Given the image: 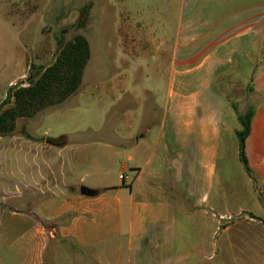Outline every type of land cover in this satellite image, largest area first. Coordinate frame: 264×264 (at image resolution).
<instances>
[{
	"label": "crops",
	"instance_id": "0c3cea01",
	"mask_svg": "<svg viewBox=\"0 0 264 264\" xmlns=\"http://www.w3.org/2000/svg\"><path fill=\"white\" fill-rule=\"evenodd\" d=\"M142 1L111 0L107 51L114 73L85 82L82 93L114 91L103 115L122 102L111 133L99 120L81 121L71 132L27 139L38 148L17 171L28 180L26 191L17 183L13 195L44 224L34 227L27 264H211L212 236L227 219L224 211L211 212L221 210L222 198L227 206L225 186L217 187L219 165L228 150L235 153L242 128L216 85L229 72L247 84L253 78V92L262 95L246 156L264 188V0H166L177 2L176 20L168 23L166 7L152 29L144 16L152 4L144 8ZM124 61L132 72H117ZM226 127L233 145L224 149ZM85 130L104 139H89ZM237 148L239 158V142Z\"/></svg>",
	"mask_w": 264,
	"mask_h": 264
},
{
	"label": "rangeland",
	"instance_id": "374dc122",
	"mask_svg": "<svg viewBox=\"0 0 264 264\" xmlns=\"http://www.w3.org/2000/svg\"><path fill=\"white\" fill-rule=\"evenodd\" d=\"M146 4H152L150 12L144 11V16L149 15V29L153 28V24L158 26L165 15L162 10L166 7L170 9L166 14L168 23L173 24L176 20L177 2L171 4V1L166 0H143L144 8ZM110 6L111 0H0V104L10 92L11 86L19 81L26 83L29 74L35 72L33 64L45 67L54 62L59 51V39L68 42L81 34L91 45V56L76 94L53 111V108H46L32 117L20 118L14 132H0V187L4 188L0 189V193L5 194L4 199H0V263L27 264L30 257L28 246L35 244L33 235L37 236L34 227L44 225L43 220H37L36 223L32 221L34 217L29 212L33 207L31 204L13 195L17 183L26 191L24 185L28 180L19 176L17 171L27 168L28 157L32 155L30 151L38 148L27 139L38 142L44 140L46 133L71 132L80 127L75 123L81 121L95 123L99 120L107 133H111V124L118 120L121 101L113 111L103 115V109L115 101L114 91L108 95L101 91L82 94L88 86L85 82L93 79L89 84L91 86L102 81L100 76L114 73L107 51ZM80 20H83V26L78 25ZM124 63L126 65L117 72H132L128 63ZM20 72L24 73L23 77L9 85V81ZM238 73L229 72L219 85L229 99L236 101L240 112L244 113L250 103H259L262 95L249 91L247 81L241 79ZM118 86L116 84L115 88L118 89ZM81 133L89 139H104V134H95L93 131L85 130ZM12 135H15V139L4 140ZM21 136L25 139H19ZM228 141L233 145L231 129L226 127L223 131L224 149ZM234 145L235 153L228 150L227 162L220 163L217 174L218 189L225 186L227 206L223 208L222 198L221 210L211 212L216 215L224 211L227 219L220 221V226L224 228L212 236L211 264H264V221H260L264 220L263 183L252 168L250 177L239 161L236 136ZM23 216H30L31 222H23ZM123 247V257H127L125 243Z\"/></svg>",
	"mask_w": 264,
	"mask_h": 264
},
{
	"label": "trees",
	"instance_id": "16d2710c",
	"mask_svg": "<svg viewBox=\"0 0 264 264\" xmlns=\"http://www.w3.org/2000/svg\"><path fill=\"white\" fill-rule=\"evenodd\" d=\"M83 23V20H80L78 25L83 26ZM58 47L59 51L53 63L45 67L33 64L32 68L35 72L29 74L26 83L19 81L11 86L10 92L0 104L1 133L14 132L20 118L32 117L46 108H53L51 109L53 111L63 106L67 98L78 92L85 67L91 56L90 43L84 35L78 34L68 42L59 39ZM225 76L226 74L220 76L216 85L226 95L219 85ZM252 79L248 84L249 91H254ZM230 102L242 125V128L236 131L239 142V160L244 165L247 174L252 177L253 172L246 156V140L251 132L256 106L250 104L242 113L236 101L230 99ZM8 104L9 106H6ZM59 143L64 144V142Z\"/></svg>",
	"mask_w": 264,
	"mask_h": 264
},
{
	"label": "water",
	"instance_id": "95a60500",
	"mask_svg": "<svg viewBox=\"0 0 264 264\" xmlns=\"http://www.w3.org/2000/svg\"><path fill=\"white\" fill-rule=\"evenodd\" d=\"M48 142L49 143H51V144H55L56 143V141L55 140H48ZM81 192L83 193V194H87V195H92V194H95L96 192H95V190H91V189H88V188H86V187H82L81 188Z\"/></svg>",
	"mask_w": 264,
	"mask_h": 264
},
{
	"label": "built area",
	"instance_id": "2783aa9c",
	"mask_svg": "<svg viewBox=\"0 0 264 264\" xmlns=\"http://www.w3.org/2000/svg\"><path fill=\"white\" fill-rule=\"evenodd\" d=\"M15 84H16V83H15ZM15 84H14V85H15ZM120 178H121V179H125V176H124L123 174H120Z\"/></svg>",
	"mask_w": 264,
	"mask_h": 264
}]
</instances>
